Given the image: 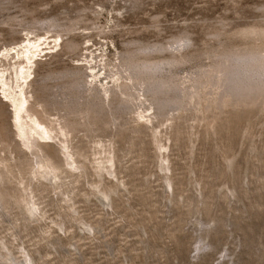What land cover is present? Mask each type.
Here are the masks:
<instances>
[{"label": "rangeland", "instance_id": "obj_1", "mask_svg": "<svg viewBox=\"0 0 264 264\" xmlns=\"http://www.w3.org/2000/svg\"><path fill=\"white\" fill-rule=\"evenodd\" d=\"M261 26L264 0H0L6 89L18 92L16 52L29 48L39 64L28 81L48 118L56 125L72 111L79 124L39 141L58 168L40 175L44 153L20 137L0 84V172L10 171L0 264H264V107L206 111L222 91L194 83L219 53L262 47L241 35ZM185 36L190 44L176 46ZM66 41L73 50H61ZM130 53L180 60L140 70L175 89L158 95V84L128 80ZM195 90L184 109H161ZM89 109L100 114L95 126L80 113ZM201 239L209 247L197 251Z\"/></svg>", "mask_w": 264, "mask_h": 264}, {"label": "bare ground", "instance_id": "obj_2", "mask_svg": "<svg viewBox=\"0 0 264 264\" xmlns=\"http://www.w3.org/2000/svg\"><path fill=\"white\" fill-rule=\"evenodd\" d=\"M217 35H218V33L216 34V36ZM241 35H243L245 37L252 36L253 37L252 39H254L256 36L258 37V39H260V38L264 39V26H261V28L258 31H253V30L244 31L241 33ZM62 37L63 36L59 34L58 37H56V38L61 40ZM260 41H262V40H260ZM26 42H27L29 47L36 49L35 42H30L29 40H27ZM262 43H263V44H261L262 47H257V46L253 47L252 46L247 51H243V52L229 51V52L219 53V55L216 54L217 56H219L220 61L218 63H215L213 66L211 65V67H208L209 70L206 68L207 72H205V73L201 72V74L202 73H204V74H202V75L200 74L198 76V78L194 81V83L197 84V88L201 89V88L206 87V86H211V87L216 86V87L220 88V91H222L221 92L222 95L220 94V96L217 100H214L213 102L211 101L212 104L208 105L206 107V111H210L211 109H215V108H216L215 110L219 109V111H220V110H222L224 108L226 109L228 107H231V109L235 108L236 110L237 109H250V108H254V109L256 108L255 110H257V109L263 110V107H264V79H261V78H262V76H264V55H263L264 53L262 51V49H264V42L262 41ZM176 44H177L176 46H187L188 44H190V39L188 36H185L184 38L177 40ZM74 46H75L74 43L70 42V41L62 42L60 44L61 50H64V51L67 49L73 50ZM152 49H157L158 51L164 50V48H157V47H153V48L144 47V48H141L140 50H141V52H147V51H150ZM27 50L28 51H25V52L22 50H19L16 52V56H18V59L20 60V63H18L17 65H15L16 67H14V74H15L14 78L16 79L17 82H20V85L17 87L18 92L17 93L10 92L8 89H6L7 84L5 82L3 72L0 73V84H1V87L3 88V95L9 100V102L11 104V107H12V112H11L12 114L11 115H13L14 124L18 130L20 137L29 141L30 144L27 141L26 142L31 146L32 149L34 148L36 150V153L38 151H41L44 153V159L42 160V162H38L41 165L40 168L44 170V171H42V173L40 175L48 176L49 174L57 171L58 168L56 167L55 163L53 162L52 157L45 150V148L47 146L45 144L39 143V141H41L42 139H51V137H53V135L55 134L54 132H55L56 125H59L60 129L62 131H65L66 133L71 134V132H74L79 127V124L74 121V119L76 117L73 120L71 119L70 114L72 111L69 114L66 113L65 115H63L59 119V121L56 122L57 123L56 125H55V122L51 121L48 118L46 108L44 106H42L38 101L37 95L39 96V94H38L39 90L37 91V89H38L37 88V82L34 80V78H33V80L28 81L30 76H32L33 74L36 73L35 72L36 68L34 69V65L38 66L37 64H39V62L37 60L33 61L35 54L32 51H29V48ZM8 55H9V51L6 52V55H4V57L6 58ZM234 62H235V64L233 65L232 63H234ZM180 63H181L180 60L174 59V58L173 59H167V60H161V61L156 62V63H151V62H148L146 60H142L140 58L138 59L137 56L135 55V53L134 54L130 53L128 58L125 59V63H123V64H125L124 65L125 69L127 68L128 71L132 70L130 75L127 76L128 80L130 77V80L131 81L133 80L134 83H137L136 85L138 87L140 85V88H141V84L144 85V88L146 85L149 86L152 84H158V85H156V87L159 86L160 89L157 88L156 90L159 89V91H158V95H159L161 89L168 88L165 91H168V90L170 91L171 89H169V88L174 87L173 89H175V85L171 81L170 82L162 81V79H161V80H159L160 81L159 82L156 79H155L156 81H154L153 80L154 78H149V77L144 78V75H143L144 73L140 72V70L141 71L154 72V71L160 70L162 67L176 66V65L178 66V64H180ZM21 64L24 66H22ZM8 67H10V66H8ZM206 69H205V71H206ZM72 70H73V68H72ZM137 70H139V72ZM3 71H5V70H3ZM74 71L79 72V69L73 70L71 72L73 73ZM133 71L134 72L136 71V73H134ZM6 74H7V70H6ZM145 74L148 75V73H145ZM127 75H128V73H127ZM142 75H143L144 79L141 78ZM256 76H260V79L254 80L253 78H256ZM6 77H7V75H6ZM151 82H153V83H151ZM138 83H139V85H138ZM125 84L122 85L123 88H125L124 87ZM14 87H16V85ZM142 88H143V86H142ZM9 89H11V87ZM214 89H215V87H214ZM128 92H130V91H128ZM161 92H162L161 94H163L164 91H161ZM174 92H176V91H174ZM197 92L198 91L195 90V93L193 92V94H191V91H190V95L188 94V96H185V97H184V95H178L177 94L178 97L183 96L184 98H182V97L178 98L177 97V99L172 98L169 100L167 99V101H164L165 99H163L161 102L163 103V101H164V103L161 105L162 106L161 109H166V108L168 109V107H172V109L176 108L179 110L184 109L183 108L184 100H186V103H187V97L189 98V97L195 96V94H197ZM156 93H157V91H155L153 93V95L157 96ZM28 94H31V98L33 101L32 100L30 101L29 98H27ZM155 96H153V97H155ZM197 100H199V98ZM159 101H160V99H159ZM207 101H209V100H207ZM0 104H1V102H0ZM76 111H75V114H76ZM159 112L161 114L159 113L157 115H160L162 117H164L163 115L165 113H167L165 111L164 112L159 111ZM72 113L74 114V112H72ZM80 113L84 116L83 119L87 120L86 122L91 124V126H95L100 121V118H99L100 114H97V112L92 110V109L84 110ZM170 113H171V111H170ZM78 115H80V114L78 113ZM2 117H4V113L2 112L1 106H0V121H1ZM208 119H209V117H208ZM57 129H59V128H57ZM60 129L58 130V132L60 131V133H61L62 131ZM6 131H7V129H6L5 125L0 123V142H2L1 144H4V145H5V143H3V142L5 140H6V144L8 142L7 136H6L7 139H4L5 134L7 133ZM52 133H54V134H52ZM66 133H65V136H66ZM51 134H52V136H51ZM62 134L64 136V133H62ZM55 136L58 137L59 135H55ZM28 144H27V146H28ZM10 149H11V147H10ZM56 157H57V155H56ZM19 164H20V162H19ZM38 171H39L38 173L41 172L40 170H38ZM9 173H10L9 170L6 172H2V171L0 172V196L3 199H7L10 197V193L4 187V184H5L4 181L6 179V176ZM199 243H200L201 247H198L197 249L195 248V250H197V251L204 249V248L207 249L209 247V245L204 243V241H202V239L199 241ZM197 245H199V244H197Z\"/></svg>", "mask_w": 264, "mask_h": 264}]
</instances>
